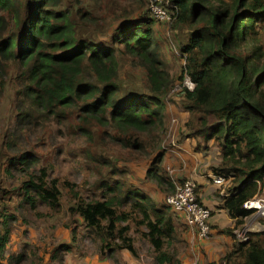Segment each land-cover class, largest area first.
<instances>
[{
  "label": "trees",
  "instance_id": "16d2710c",
  "mask_svg": "<svg viewBox=\"0 0 264 264\" xmlns=\"http://www.w3.org/2000/svg\"><path fill=\"white\" fill-rule=\"evenodd\" d=\"M144 3L0 0V84L6 83L9 65L17 64V131L73 111L83 134L90 137L94 126L111 129L108 135L113 143L145 157L156 154L147 175L163 191L174 192L176 185L161 163L160 151L166 131V98L174 81L149 9L146 17H132V7ZM170 3L176 10L175 22L188 25L191 31L182 48L185 66L178 78L183 80L187 73L194 83L193 89L179 94L182 107L190 113L188 132L182 138L215 140L223 154L215 172L234 175L224 207L235 220L228 230L235 240L222 260L264 264V231L246 241L237 240L234 233L252 214L244 208L245 201L260 195L264 183V0ZM119 8L124 10L122 16L117 14ZM107 34L111 39H106ZM117 43L144 69L147 92L122 91ZM15 145L8 140L1 146L0 259L9 257L11 263L22 264L27 254H7L16 223L21 218L29 222L28 212L39 217L47 209L59 212L63 188L74 183L53 176L48 166L39 164L33 149L14 152ZM8 176L17 181L9 183ZM99 188L101 193L88 199L72 188L75 202L70 209L99 237L103 252L113 259L121 249L137 254L130 234L134 221L146 227L144 237L157 264H181L184 240L166 207L120 178L102 179Z\"/></svg>",
  "mask_w": 264,
  "mask_h": 264
},
{
  "label": "rangeland",
  "instance_id": "374dc122",
  "mask_svg": "<svg viewBox=\"0 0 264 264\" xmlns=\"http://www.w3.org/2000/svg\"><path fill=\"white\" fill-rule=\"evenodd\" d=\"M119 7L124 8L121 4ZM120 8L117 14L122 16L124 10ZM133 8L134 14L132 17H134V20L146 17L148 14L147 0H145L144 5L136 4ZM155 23L167 70L174 81L167 95L166 102L171 104V108L182 110L184 109L181 103L182 99L178 93L180 88L176 91L173 89L180 86L181 80H178V78L182 75L185 66L182 48L189 39L190 27L188 25H180L175 20L167 23L155 21ZM117 26L114 27V30H111L112 34L116 33ZM106 39H111V37L107 34ZM99 42L97 43L102 45ZM117 45V48L121 50L119 52V62L122 73V91L129 88L146 91L147 76L144 69L132 62V58L124 52L123 45L120 43H117ZM9 70L5 85L1 86L0 84V156L2 155L1 146L8 140H12L16 142L13 147L14 152L20 153L26 149H33L38 156L39 164L48 166L53 176L60 178L62 182L66 180L70 181L71 184L74 183V185L63 188V206L59 212L54 213L47 209L45 210L46 215L43 217L37 216L36 213L28 212L26 215L29 222L26 223L21 218L16 223L11 246L8 248L7 254H27V259L22 264H61L60 262L54 263L50 261L49 251L54 250L56 245L66 246V244H70L71 250H66L69 253H65L63 264H83L85 257L95 255H99L101 258L110 257L109 253L101 250L99 237L92 230L87 229L83 219L70 209V206L75 202L72 196V188H75L82 198H94L101 193L99 183L102 179L113 180L120 178L132 188L145 191L136 187L132 181L143 175L147 168L150 169L152 167L156 154L145 157L113 143L108 135L112 131L111 129L106 131L103 127L94 126L90 137L83 134L78 128L79 121L76 118V113L70 110L65 112L64 118L42 120L40 123L31 126L30 129L24 128L23 131H17L18 124L15 108L19 90V84L16 80V74L18 73L17 64H10ZM171 113L172 109L170 110V115ZM168 121L170 119L168 114H166V131L163 133L160 151L165 150L164 147H170L173 143V133L170 134ZM114 169L118 173L120 171V173L113 174L112 170ZM227 175L229 177L234 176L230 172ZM7 180L9 183L17 181L11 176H8ZM233 180L227 185L233 186ZM261 188V194L258 196H264V183ZM161 192L162 197L159 200L158 197L152 198L157 204H161L160 206L166 207L175 220H179L180 214L173 211L167 203V198L174 192L163 190ZM262 219L256 217L251 221V225L247 223L240 229L246 227V231H244L249 232L251 228H254L256 231L252 230L251 233L258 232V229H263ZM130 226V234L135 239L138 252L143 255L146 263H151L150 243L144 237L146 227L137 225L134 221L130 222ZM178 231L180 233L182 229ZM228 233L231 234L230 232ZM180 248L181 253L184 254L187 250L185 241L180 244ZM122 251L124 249L117 250L114 253L115 258H112V264H127L122 257ZM134 255L136 256L137 254ZM8 258L0 259V264H14ZM220 261H222V258L210 264Z\"/></svg>",
  "mask_w": 264,
  "mask_h": 264
},
{
  "label": "crops",
  "instance_id": "0c3cea01",
  "mask_svg": "<svg viewBox=\"0 0 264 264\" xmlns=\"http://www.w3.org/2000/svg\"><path fill=\"white\" fill-rule=\"evenodd\" d=\"M171 109L172 113L170 115ZM166 114H168V118L170 119L168 121V129L170 134L173 133V143L170 147H164L165 150L162 151L161 163L175 185L184 180L193 179L197 183L200 199L206 206L212 209L211 225L213 234L207 240H199L196 230L186 224L182 215H179V220L175 221L177 230L182 229L179 236L187 244L186 252L184 254L180 253V262L181 264H210L220 260L228 251H231L235 240L234 236L228 233V230L234 227L235 220L224 207L225 200L231 195L228 191L231 185L219 186L214 183V178L218 175L214 169L219 167L223 160L222 149L215 140L205 142L201 137L196 136L182 138L181 134L187 132L186 123L190 119V113L185 109L178 110L177 108H171V104L167 103ZM148 170L149 168L138 179L133 180L132 183L136 187L145 190L151 197H158L159 200L162 197V189L155 181L148 177ZM255 218V215L252 213L244 220L242 226H245L247 223L251 225V221ZM262 226L263 229H258V232L264 231V225L262 224ZM243 229L246 231V227ZM252 230L255 229L251 228L249 232H246L249 237L253 233H256H251ZM11 241L8 248L11 246ZM69 245L66 244V246ZM66 246L56 245L52 251H49L48 248L50 261L63 264L66 256L65 253H69L66 250H71L70 246L65 249ZM122 257L127 264H157L153 255L150 257L152 262L146 263L140 252H137L135 256L127 249L122 251ZM112 263L111 257L101 258L99 255H95L85 257L83 264Z\"/></svg>",
  "mask_w": 264,
  "mask_h": 264
},
{
  "label": "built area",
  "instance_id": "2783aa9c",
  "mask_svg": "<svg viewBox=\"0 0 264 264\" xmlns=\"http://www.w3.org/2000/svg\"><path fill=\"white\" fill-rule=\"evenodd\" d=\"M148 9L151 16L157 22L167 23L176 20V10L171 6L170 0H148ZM183 77V80L179 83L180 86L173 89L176 91L180 88L179 94L185 88H194V83L188 74L185 73ZM231 180L232 177L218 174L214 178V183L219 186H226ZM167 203L173 211L183 216L186 224L196 230L199 240H207L212 236V209L206 206L200 199L197 183L193 179H187L178 183L174 193L167 198ZM243 206L245 209L252 211L256 217H264V196H255L248 199ZM234 233L236 239L239 241H246L250 238L244 229H235ZM215 264H227V262L222 260Z\"/></svg>",
  "mask_w": 264,
  "mask_h": 264
}]
</instances>
